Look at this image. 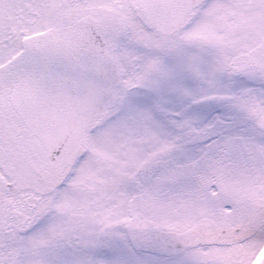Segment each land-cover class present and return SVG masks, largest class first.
I'll return each mask as SVG.
<instances>
[{"label":"snow or ice","instance_id":"6c2138e0","mask_svg":"<svg viewBox=\"0 0 264 264\" xmlns=\"http://www.w3.org/2000/svg\"><path fill=\"white\" fill-rule=\"evenodd\" d=\"M0 264H264V0H0Z\"/></svg>","mask_w":264,"mask_h":264}]
</instances>
